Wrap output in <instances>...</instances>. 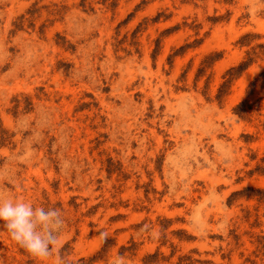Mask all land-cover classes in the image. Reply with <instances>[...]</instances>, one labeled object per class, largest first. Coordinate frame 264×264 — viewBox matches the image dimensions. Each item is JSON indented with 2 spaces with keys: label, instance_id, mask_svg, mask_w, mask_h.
<instances>
[{
  "label": "rangeland",
  "instance_id": "obj_1",
  "mask_svg": "<svg viewBox=\"0 0 264 264\" xmlns=\"http://www.w3.org/2000/svg\"><path fill=\"white\" fill-rule=\"evenodd\" d=\"M0 264H264V0H0Z\"/></svg>",
  "mask_w": 264,
  "mask_h": 264
},
{
  "label": "trees",
  "instance_id": "obj_2",
  "mask_svg": "<svg viewBox=\"0 0 264 264\" xmlns=\"http://www.w3.org/2000/svg\"><path fill=\"white\" fill-rule=\"evenodd\" d=\"M247 65H248V62H245V63L242 64V67H243V66L245 67V66H247Z\"/></svg>",
  "mask_w": 264,
  "mask_h": 264
}]
</instances>
